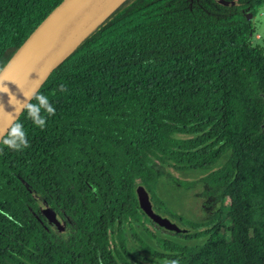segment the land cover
<instances>
[{
	"label": "trees",
	"instance_id": "16d2710c",
	"mask_svg": "<svg viewBox=\"0 0 264 264\" xmlns=\"http://www.w3.org/2000/svg\"><path fill=\"white\" fill-rule=\"evenodd\" d=\"M63 1L0 0V72ZM237 1L127 0L1 142L0 219L25 218L28 203L36 211L33 190L71 222L68 238L51 239L53 264L77 253L99 264L88 258L93 243L117 262L105 246L109 221L115 233L117 220H140L141 179L157 211L195 229L145 225L157 244L138 238L148 263L264 264V48L252 44L246 14L264 0ZM167 165L204 170L205 207L220 202L208 220L191 221L159 197Z\"/></svg>",
	"mask_w": 264,
	"mask_h": 264
},
{
	"label": "water",
	"instance_id": "95a60500",
	"mask_svg": "<svg viewBox=\"0 0 264 264\" xmlns=\"http://www.w3.org/2000/svg\"><path fill=\"white\" fill-rule=\"evenodd\" d=\"M126 1L64 0L33 32L0 72V144L52 73ZM214 1L223 7L238 5L235 0ZM30 192L50 225L63 231L67 224L58 212L45 205L36 192ZM135 193L140 210L157 227L183 234L195 230L157 211L153 195L141 179Z\"/></svg>",
	"mask_w": 264,
	"mask_h": 264
},
{
	"label": "flooded vegetation",
	"instance_id": "af4514ba",
	"mask_svg": "<svg viewBox=\"0 0 264 264\" xmlns=\"http://www.w3.org/2000/svg\"><path fill=\"white\" fill-rule=\"evenodd\" d=\"M235 1L238 5L240 4L237 0ZM42 200L45 205L52 207L47 198L42 197ZM26 206L27 211L23 213L25 218L0 219V264H36L35 261L37 264L39 262L41 264H53L48 250L51 239H60L61 236L68 238V235L72 232L70 228L71 222L65 219L64 213L61 214L58 209L53 207L68 225L62 228L63 231H61L56 226L50 225L49 220L41 212L39 205L36 211H34L32 203H28ZM33 215H36L37 219H33ZM145 218L147 217L142 213V217L138 222L126 220L121 225L119 224V220H117L113 226L115 233L111 230L112 221L110 220L107 231L108 245L105 246L107 253L108 250L111 251V255L115 256L117 262L109 254L104 259L101 255L102 244L96 248L95 243H93L92 250L88 254L90 261L97 258L99 264H148L145 259V249L138 239L139 237L144 239L145 225H147ZM148 224L151 225L150 228H154L153 223L150 222ZM118 230L123 231L125 235L124 242H120L117 236ZM116 251L120 253V256L116 255ZM64 252L62 251V254ZM39 257L42 258L39 259ZM92 263L95 264L94 261ZM61 264H82V259L78 253L77 256H63Z\"/></svg>",
	"mask_w": 264,
	"mask_h": 264
},
{
	"label": "rangeland",
	"instance_id": "374dc122",
	"mask_svg": "<svg viewBox=\"0 0 264 264\" xmlns=\"http://www.w3.org/2000/svg\"><path fill=\"white\" fill-rule=\"evenodd\" d=\"M246 14L256 30V34L252 38V44L264 48V7L258 8L255 13L250 11ZM223 161L221 160V162ZM203 174L204 170L202 169L177 171L171 165H167L165 171L159 172L154 189L159 197L175 212L191 221L203 222L208 220L213 211L220 206V202H218L210 210L205 207L208 199L203 196L206 191L205 185L200 181ZM191 182H195V184L190 185ZM160 213L170 216L166 212ZM175 220L183 224L179 220ZM144 239L153 248H157L155 240L148 236H145ZM195 241L191 240L190 243H195Z\"/></svg>",
	"mask_w": 264,
	"mask_h": 264
}]
</instances>
